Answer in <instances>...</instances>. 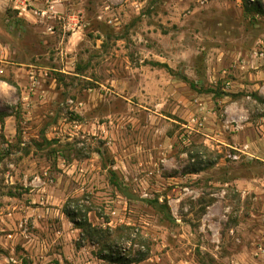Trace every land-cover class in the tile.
Returning a JSON list of instances; mask_svg holds the SVG:
<instances>
[{"label":"rangeland","instance_id":"374dc122","mask_svg":"<svg viewBox=\"0 0 264 264\" xmlns=\"http://www.w3.org/2000/svg\"><path fill=\"white\" fill-rule=\"evenodd\" d=\"M62 1L0 0V264H264V0Z\"/></svg>","mask_w":264,"mask_h":264},{"label":"crops","instance_id":"0c3cea01","mask_svg":"<svg viewBox=\"0 0 264 264\" xmlns=\"http://www.w3.org/2000/svg\"><path fill=\"white\" fill-rule=\"evenodd\" d=\"M45 0L41 1L39 0L38 1V4H37V8L38 9H44V2ZM53 3V1H50ZM54 12H55V17L54 19H50L51 18V15L47 18V19H40L38 17H35L29 13H26L28 15H30L32 18L35 19L36 22L44 25V27H46V29H48V27H53L54 26L52 24H58L63 32L65 33L66 30H69L71 32H68L67 34V47L66 50H75L76 49V46L77 44H79L80 40H82V37L84 36V28H82L81 25H78V23H76V17L74 14L70 13V12H67L65 10V7H66V4L65 2H63L62 0H57V2H54ZM58 29H60L58 27ZM55 30V29H54ZM63 33V35H64ZM63 49V48H60V50ZM0 62L2 63V65H4L3 67H5V65L9 66L10 63L9 61H7L6 59V53H1L0 54ZM4 85H6V83L4 81H0V88H2ZM11 92V91H9ZM8 92V93H9ZM11 97V93H9V96L8 98ZM7 97H4V95H0V106H3L4 103H5V100H6ZM6 108V107H5ZM15 119L17 120V116L14 117L11 113L10 110H6V109H3L2 107H0V128L1 129H4L6 128L7 126H10L12 125V123H14ZM201 171L199 172H196V173H191L190 175H198ZM235 183L238 184L236 186V188H238V192H240V194H243L244 196L247 194V190L248 188L251 189L249 183L247 181L245 182H241L240 180H235ZM256 189L255 187L252 188V190ZM252 252V254L255 252L256 253V250H250ZM247 253L248 250L246 251Z\"/></svg>","mask_w":264,"mask_h":264},{"label":"built area","instance_id":"2783aa9c","mask_svg":"<svg viewBox=\"0 0 264 264\" xmlns=\"http://www.w3.org/2000/svg\"><path fill=\"white\" fill-rule=\"evenodd\" d=\"M39 0H8L10 2V6L14 12L17 13L18 16L21 15L22 12L29 13L35 17L40 19H47L50 15V19H54L55 12H54V4L50 1H45L44 9H38L37 4ZM241 4V0H239ZM254 1L248 0V4L251 5ZM49 32L53 33L54 28L48 27L47 29ZM32 79V77H31ZM204 118H191L190 121L185 125V129L188 131H192L194 128L196 130H200L204 127Z\"/></svg>","mask_w":264,"mask_h":264},{"label":"trees","instance_id":"16d2710c","mask_svg":"<svg viewBox=\"0 0 264 264\" xmlns=\"http://www.w3.org/2000/svg\"><path fill=\"white\" fill-rule=\"evenodd\" d=\"M247 2H248V0H245L244 1V7H245V9H247ZM253 6V11H255V12H257V11H261L260 10V7H259V5H252ZM199 171H201V170H199V169H194L191 173H196V172H199ZM113 174L115 175V173L113 172ZM118 187H119V185H117ZM119 188H121V187H119ZM119 192L120 193H122V194H124L125 193V191L124 190H119ZM65 216H66V218H68L71 222H74V218H75V216H76V214L73 212V211H69V210H67V211H65L64 213H63ZM79 229H84L88 234H96V233H99V232H97L98 230H96V229H93V230H91V227L89 226V225H87V224H85V222H83V223H74ZM86 229H88V230H86ZM92 231V232H91ZM105 251H107L108 252V255H102V253H101V259H103V260H105V261H108L109 263H112V264H131L132 262L131 261H128V259H125L124 257H121V256H119V254H115L114 252H112V251H110L111 250V248L109 247V246H107V248L106 249H104Z\"/></svg>","mask_w":264,"mask_h":264}]
</instances>
